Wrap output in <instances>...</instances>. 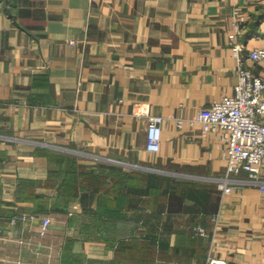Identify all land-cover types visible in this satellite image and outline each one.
<instances>
[{"label": "crops", "instance_id": "1", "mask_svg": "<svg viewBox=\"0 0 264 264\" xmlns=\"http://www.w3.org/2000/svg\"><path fill=\"white\" fill-rule=\"evenodd\" d=\"M262 10L0 0V264H264V193L223 192L222 131L189 120L234 92V22L245 58L264 45V17L245 33ZM149 114L164 117L158 151Z\"/></svg>", "mask_w": 264, "mask_h": 264}, {"label": "built area", "instance_id": "2", "mask_svg": "<svg viewBox=\"0 0 264 264\" xmlns=\"http://www.w3.org/2000/svg\"><path fill=\"white\" fill-rule=\"evenodd\" d=\"M235 32L231 34L235 53L239 58L238 81L232 94L212 101L199 109L190 118V123L200 124L202 132L221 130L226 146L227 174L219 180V188L230 192L244 184L260 187L264 193V75L257 74L249 62L264 65V45L249 49L247 56L241 55L243 48L240 37L247 27L246 18L241 16L234 22ZM164 117L148 115L147 149L158 151L163 135ZM246 173V178L239 176ZM235 175V177H232ZM23 218H27L25 215ZM51 218H43L41 233L45 234ZM205 233L203 227H199ZM208 264H226L223 260L210 259Z\"/></svg>", "mask_w": 264, "mask_h": 264}, {"label": "trees", "instance_id": "3", "mask_svg": "<svg viewBox=\"0 0 264 264\" xmlns=\"http://www.w3.org/2000/svg\"><path fill=\"white\" fill-rule=\"evenodd\" d=\"M264 17V10L260 11V13H258L256 15V21H254L253 23L249 24L247 30H246V36L249 37L251 36L253 33L257 32L259 29V22L261 21V19ZM158 179L157 180H151L150 185L153 184V186H157L158 185ZM152 183V184H151Z\"/></svg>", "mask_w": 264, "mask_h": 264}]
</instances>
